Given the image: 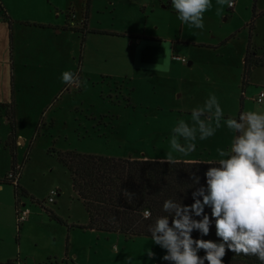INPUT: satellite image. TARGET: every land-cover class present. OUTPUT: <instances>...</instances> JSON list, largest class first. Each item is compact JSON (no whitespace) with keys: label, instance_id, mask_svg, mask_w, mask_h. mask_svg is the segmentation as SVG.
Returning a JSON list of instances; mask_svg holds the SVG:
<instances>
[{"label":"rangeland","instance_id":"374dc122","mask_svg":"<svg viewBox=\"0 0 264 264\" xmlns=\"http://www.w3.org/2000/svg\"><path fill=\"white\" fill-rule=\"evenodd\" d=\"M28 1L35 4L36 0ZM164 1L96 0L93 31L114 28L140 36L146 28V38L131 44L128 38L95 32L86 38L62 35L51 44L53 61L43 62L42 68L29 62L20 71V83L9 84V99L13 91L16 104H22V118L28 120L26 129L31 130L36 118L44 122L38 120L37 147L27 154L19 181L26 192L20 193L19 201L30 210L29 220L18 224L15 186L0 190L3 263L162 264L166 250L148 239L127 241L116 233L80 228L88 224L87 213L57 153L216 163V149H228L235 133L222 121L214 136L196 140L195 151L186 156L174 153L168 160L177 122L183 119L191 124L192 109L203 106L209 94L218 98L224 120L238 119L246 111L264 113V103L254 101L264 92V0H234L236 8L225 5L220 15L217 0H211L203 29L182 23L170 0ZM150 36L165 41L159 44ZM250 41L260 64L251 67L245 80ZM38 42L34 43L37 50L45 45ZM173 56L184 57L192 65ZM64 71L75 73L80 86L65 84ZM1 90L6 92L0 81ZM6 130L2 125L0 133ZM26 153H19L20 164ZM9 166L10 155L0 149V176ZM51 190L59 194L53 204L48 203ZM148 244L154 257L147 254Z\"/></svg>","mask_w":264,"mask_h":264},{"label":"clouds","instance_id":"9594fccd","mask_svg":"<svg viewBox=\"0 0 264 264\" xmlns=\"http://www.w3.org/2000/svg\"><path fill=\"white\" fill-rule=\"evenodd\" d=\"M232 7V0H217V15L224 6ZM178 19L196 29L204 28V14L212 8L211 0H171ZM65 84L80 86L78 76L71 71L61 73ZM191 124L181 119L172 129L170 151L188 155L195 151L196 140L215 135L223 121L235 133L228 149L217 148V166L205 173L206 187L192 192L193 203L184 205L173 199L165 200L167 215L158 217L149 225L152 242L166 250L163 260L171 264H223L227 250L236 255H255L264 264V113L246 111L237 118L224 120L223 109L215 94H209L203 106L192 109ZM192 185H199L200 177L192 175ZM129 197L134 194L125 191ZM211 208L216 235L221 243L193 239L192 232L208 235L211 220L205 207ZM150 213H145L147 218ZM202 217L194 219L193 217ZM171 217V223L169 221ZM203 249L205 255H198ZM153 255L151 250L147 253Z\"/></svg>","mask_w":264,"mask_h":264},{"label":"trees","instance_id":"16d2710c","mask_svg":"<svg viewBox=\"0 0 264 264\" xmlns=\"http://www.w3.org/2000/svg\"><path fill=\"white\" fill-rule=\"evenodd\" d=\"M86 7H89V3ZM68 18L66 29L79 32L85 38L89 32L86 28L88 10L85 11L81 29L71 25V15ZM258 56L250 41L245 57V80L251 67L260 64ZM2 107L6 108V106ZM57 156L59 162L69 172L73 190L88 215V224L80 228L119 233L127 240L138 237L151 238L149 225L154 224L158 217L167 215L163 210L165 200L173 199L184 205H191L194 202L192 192L199 186L206 187V171L211 166H217L215 162L117 159L67 152H58ZM193 174L200 177V183L190 187L193 183ZM19 191L26 193L15 186L17 199ZM125 191L134 195L129 197ZM146 212L150 213L147 218ZM205 214L209 215L211 220L209 234L205 236L194 230L191 234L193 239L221 243L222 238L216 235L211 208L206 206ZM193 218L202 219L195 216ZM169 221L171 223V217ZM198 255L203 257L205 251L199 250ZM222 259L223 264H261L255 255L243 253L236 255L231 250H227V247L226 255ZM5 264L15 263L9 261ZM164 264L171 262L165 261ZM205 264L208 262L205 261Z\"/></svg>","mask_w":264,"mask_h":264},{"label":"crops","instance_id":"0c3cea01","mask_svg":"<svg viewBox=\"0 0 264 264\" xmlns=\"http://www.w3.org/2000/svg\"><path fill=\"white\" fill-rule=\"evenodd\" d=\"M95 1L96 0H36L35 4H33L28 0H0V6L2 7L0 10V81L6 88V92H3V90L0 92V128L2 125L7 126V130L0 133V149L10 155V166L6 169L7 171H5L4 175L0 176L1 191H3V187L5 185L12 186V184L8 183L5 178L14 166H22V175L20 180L22 179L23 170L25 169L27 162V154L32 152L35 147H37L39 134H37V132L35 133V130L39 122L38 120L44 122L42 118H36L31 125V130L28 131L26 129L28 120L25 121L24 118H22V112L20 111L22 104H16V96H14L15 94L13 91L11 99H9V84L13 87L12 84L14 82L20 83V71L27 68L29 62L36 64L38 68H42L46 66V63L42 64L43 62H47L49 64L53 61L54 56L51 54V44L58 42L62 35L67 34L70 36L72 33L82 35L79 32L66 29V24L69 21L68 14L70 13L76 27L81 29L85 11L86 9L88 10L86 28L89 32L86 34L85 38L90 33V35H92V32L97 33V35H109L115 38H128L131 44L136 41L142 42L141 39L146 38V28L144 29L143 35L140 36L136 32H123L122 30L116 31L114 28L102 30L99 27V30L93 31L92 20L93 10L95 9ZM161 1L162 3L166 2L164 0ZM87 3H89L88 8L86 7ZM168 3L171 6V1ZM106 8L107 7H104V9ZM235 8L236 4L232 9ZM145 25L147 26V20L145 21ZM142 36L143 38H141ZM150 38L153 42H157L159 44L165 41V38L162 37L150 36ZM38 41L42 42V44L44 43L45 45L42 49L37 50L34 43L39 45ZM189 63L188 66H191L192 63L191 65H189ZM256 97L254 98V101ZM2 106H6V108H3ZM42 111L43 110L40 112ZM27 115L29 116L28 113ZM26 151L27 153L26 156H24L25 158L23 163L20 164L19 153H25ZM138 159L150 158L141 157ZM183 161L192 162L195 160L184 159ZM19 192L21 193V191ZM116 234L122 235L119 233ZM142 238L152 241V239L148 237H138L135 239ZM152 247L153 246L151 244L150 250L153 253ZM149 257H154V253ZM65 258L61 257L62 260ZM48 262L51 263V259H49ZM164 262L162 264H164ZM0 264L5 263L0 261ZM15 264H19V262Z\"/></svg>","mask_w":264,"mask_h":264},{"label":"built area","instance_id":"2783aa9c","mask_svg":"<svg viewBox=\"0 0 264 264\" xmlns=\"http://www.w3.org/2000/svg\"><path fill=\"white\" fill-rule=\"evenodd\" d=\"M171 1V0H170ZM232 7H229L230 9L233 8L235 6V1L232 0ZM72 26H76L75 22H71ZM175 60L181 61L183 63H187L188 61L184 58H180L177 56H174ZM255 102H257L258 104H262L264 103V92H260L259 95L256 97ZM22 174V166L20 165H16L13 167V169L8 173V175H6L5 180L10 183L13 184L14 186H18L19 187V181H20V177ZM58 195V191L57 190H51L49 197H48V203L53 204L55 203V197ZM20 192H19V196H18V203H17V210H16V214H17V221L18 224H21L23 222H25L26 220H28L29 216H30V210L26 207L25 204H21L20 203ZM147 213V212H146Z\"/></svg>","mask_w":264,"mask_h":264},{"label":"water","instance_id":"95a60500","mask_svg":"<svg viewBox=\"0 0 264 264\" xmlns=\"http://www.w3.org/2000/svg\"><path fill=\"white\" fill-rule=\"evenodd\" d=\"M189 65H191V63H189Z\"/></svg>","mask_w":264,"mask_h":264}]
</instances>
